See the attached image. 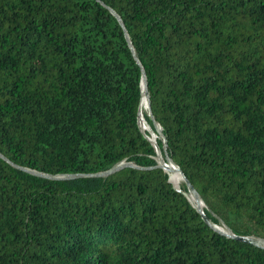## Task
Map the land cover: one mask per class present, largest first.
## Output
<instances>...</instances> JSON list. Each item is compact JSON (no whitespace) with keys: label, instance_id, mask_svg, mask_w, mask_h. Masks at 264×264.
I'll list each match as a JSON object with an SVG mask.
<instances>
[{"label":"trees","instance_id":"1","mask_svg":"<svg viewBox=\"0 0 264 264\" xmlns=\"http://www.w3.org/2000/svg\"><path fill=\"white\" fill-rule=\"evenodd\" d=\"M143 75L203 213L264 238V0H0V264H264L157 166Z\"/></svg>","mask_w":264,"mask_h":264},{"label":"water","instance_id":"2","mask_svg":"<svg viewBox=\"0 0 264 264\" xmlns=\"http://www.w3.org/2000/svg\"><path fill=\"white\" fill-rule=\"evenodd\" d=\"M110 12L114 15V17L119 21L120 25L123 27V24L120 20V18L117 16V14H115L111 9H110ZM124 29V28H123ZM142 87H143V90H144V94H145V97H146V101H147V108H148V116L150 117V119L152 120V123L154 125V129L155 131L157 132V134L161 137L162 139V148H163V152H164V158L163 159V163L162 162H158L157 166L163 168V170L167 173L166 171V166L168 163L174 165L176 167V169L180 172V175L183 179V182L185 183L186 187H187V190L188 192L191 193V195L196 199V200H201L200 198V195L199 193L194 189V187L191 185V183L185 178V176L183 175V173L180 171L179 167L177 165H175L172 161V159L168 156L167 152H166V147H167V143H166V140L162 134V131H161V128L160 126L158 125V123L155 121L152 113H151V110H150V101H149V94H148V91H147V87H146V81H145V76L143 75V79H142ZM139 122V121H138ZM149 139V138H148ZM150 140V139H149ZM151 141V140H150ZM0 157H2L3 159H5L1 154H0ZM7 161V160H6ZM13 165V164H12ZM15 167L23 170V171H26V172H29L31 174H34V175H38V176H42V177H45V178H48V179H55V178H73V177H77V176H97V177H100V176H104V175H107L117 169H119L120 167L122 166H134L133 164L129 163V162H120L119 164L111 167L110 169L104 171V172H98V173H94V174H87V175H84V174H80V175H77V174H68V175H65V176H51V175H47V174H44V173H41V172H37V171H34V170H30L28 168H24V167H20V166H16L14 165ZM170 181V180H169ZM171 182V181H170ZM174 188H176L177 190H180L178 187H175L173 186ZM186 195V194H185ZM187 196V195H186ZM188 199V197H187ZM189 201V199H188ZM190 202V201H189ZM191 203V202H190ZM196 210L198 212H200L202 214V218L203 220L214 230H216L217 232L229 237V238H232V239H235V240H238V241H241L243 243H246V244H250V245H253V246H256V247H260V248H264V238H261V237H255V236H249V235H236L234 233H232L231 231H228V232H225L223 231L222 229H220L215 223H213L202 211L201 208L199 207H196Z\"/></svg>","mask_w":264,"mask_h":264},{"label":"bare ground","instance_id":"3","mask_svg":"<svg viewBox=\"0 0 264 264\" xmlns=\"http://www.w3.org/2000/svg\"><path fill=\"white\" fill-rule=\"evenodd\" d=\"M143 94H144V90H143ZM144 104H145V106L147 105V101H146V97H145V94H144ZM144 117H143V114H142V110L140 111V114H139V120H140V124H141V126H142V128H143V130H144V127H146L145 126V122H144V119H143ZM145 131V130H144ZM155 138H153V140H154ZM154 145H155V142L153 143ZM158 149V148H157ZM157 153H158V161L159 162H162L163 163V159H162V157H161V153L159 152V151H157ZM166 171H167V174L169 175V178H170V181H171V183L172 184H175V183H177L178 182V179L177 178H179V177H181V175H180V172L176 169V167L174 166V165H172V164H170V163H168L167 164V166H166ZM182 178V177H181ZM190 193V192H189ZM186 195H187V197L190 199L189 201L191 202V204L193 205V206H196L195 204H194V201L196 202V203H198V206H196V207H199V208H203L202 207V205H203V202L202 201H200V200H196L192 195H191V193L190 194H188V193H186ZM192 197H191V196ZM218 226V225H217ZM219 227V226H218ZM220 228V227H219ZM221 229V228H220ZM223 231H225V230H223ZM229 230L227 229V231H225V232H228Z\"/></svg>","mask_w":264,"mask_h":264},{"label":"rangeland","instance_id":"4","mask_svg":"<svg viewBox=\"0 0 264 264\" xmlns=\"http://www.w3.org/2000/svg\"><path fill=\"white\" fill-rule=\"evenodd\" d=\"M145 115H147L148 116V111L144 114V122H145V126L146 125H148V123H147V119H146V117H145ZM149 117V116H148ZM149 125H150V127H152V128H154V125L152 124H150L149 123ZM144 133H147L148 134V137L150 138V140H151V142L152 143H154L155 142V145H154V148H155V151H156V157H155V160H156V162L158 163L159 161H158V153H157V151H159L160 153H161V149L159 148V146H158V144H157V142H156V140L154 141V140H152V137H151V132H150V128L148 129L147 127H144ZM155 130V129H154ZM153 135V134H152ZM158 135V134H157ZM154 136V135H153ZM159 136V135H158ZM157 139H159L161 142H162V139H161V137L159 136V138H157ZM158 148V149H157ZM163 149V148H162ZM161 157L163 158V156H162V154H161ZM178 179V182L177 183H175L174 184V186L175 187H180V185H181V183L183 182V179L181 178V177H179V178H177ZM190 194V193H189ZM191 196V195H190ZM192 197V196H191ZM194 204L196 205V206H198V203H196L195 201H194ZM202 207L203 208H206V206H205V204L203 203V205H202ZM216 225H219V227L222 229V230H225V231H227V229L229 230V231H231L226 225H225V223L222 221H220V224H216ZM232 232V231H231Z\"/></svg>","mask_w":264,"mask_h":264},{"label":"built area","instance_id":"5","mask_svg":"<svg viewBox=\"0 0 264 264\" xmlns=\"http://www.w3.org/2000/svg\"><path fill=\"white\" fill-rule=\"evenodd\" d=\"M139 123V127H140V130L144 133V130H143V128H142V126L140 125V122H138ZM145 134V133H144ZM145 136L147 137V138H149L146 134H145ZM150 139V138H149Z\"/></svg>","mask_w":264,"mask_h":264}]
</instances>
